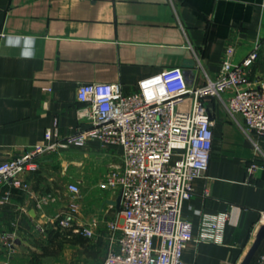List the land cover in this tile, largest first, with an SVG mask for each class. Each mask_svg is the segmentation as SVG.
Returning a JSON list of instances; mask_svg holds the SVG:
<instances>
[{"label": "crops", "instance_id": "0c3cea01", "mask_svg": "<svg viewBox=\"0 0 264 264\" xmlns=\"http://www.w3.org/2000/svg\"><path fill=\"white\" fill-rule=\"evenodd\" d=\"M228 45L236 64L259 46L249 77L264 85V0H0V164L43 144L56 121L61 136L88 127L79 114L80 84L118 83L132 92L144 78L181 68L189 85L200 86L218 75ZM207 107L215 120L212 156L183 206L194 234L184 260L241 264L264 224V137L257 151L241 115L220 98ZM40 164L26 176L27 191L13 190L4 204L8 187L0 192V264H22L6 236L18 245L53 229L68 211L70 184H86L77 226L96 221L90 240L109 248L120 194L102 183L122 164L121 148L90 141ZM215 222L219 232L204 226ZM263 250L264 241L257 255Z\"/></svg>", "mask_w": 264, "mask_h": 264}, {"label": "built area", "instance_id": "2783aa9c", "mask_svg": "<svg viewBox=\"0 0 264 264\" xmlns=\"http://www.w3.org/2000/svg\"><path fill=\"white\" fill-rule=\"evenodd\" d=\"M234 54L235 48L228 45L218 75L207 76L200 86L189 85L181 68L144 78L132 92L118 83L80 84L79 114L88 127L61 136L56 121L46 130L43 144L1 163L0 192L8 187L2 204L10 202L13 190L29 189L26 176L39 171L46 156L90 141L120 147L122 164L102 183L105 190L121 195L116 217L108 223L110 243L102 264H187L184 251L194 234L183 206L195 193V181L208 172L214 141L215 120L207 101L220 98L232 116L241 115L245 134L257 151L258 138L264 137V85L254 86L249 77L259 46L241 64L233 62ZM256 171V165L249 167L250 173ZM68 190V211L57 215L53 229L74 228L93 239L96 221L77 226L80 187L70 184ZM204 226L221 229L220 222ZM4 239L14 240V235ZM250 264H264V250Z\"/></svg>", "mask_w": 264, "mask_h": 264}, {"label": "rangeland", "instance_id": "374dc122", "mask_svg": "<svg viewBox=\"0 0 264 264\" xmlns=\"http://www.w3.org/2000/svg\"><path fill=\"white\" fill-rule=\"evenodd\" d=\"M85 185L81 186L82 194L86 190ZM84 201L88 203L86 197ZM66 229L60 230L62 237L53 243L50 241L52 237L50 232L54 229L51 231L48 229L46 234L41 232L37 236L23 239V243L18 245L14 243L15 239L10 240L17 249L19 262L22 264H101L103 262L108 248L99 250V246L90 239L85 244L77 243L76 235L78 234L73 231L68 236ZM59 246H61L60 250L58 249ZM45 248L50 249V251L58 250V253L55 256H47L45 255Z\"/></svg>", "mask_w": 264, "mask_h": 264}, {"label": "water", "instance_id": "95a60500", "mask_svg": "<svg viewBox=\"0 0 264 264\" xmlns=\"http://www.w3.org/2000/svg\"><path fill=\"white\" fill-rule=\"evenodd\" d=\"M116 207L119 209L121 205V195H119V198L116 202H114ZM264 241V224L260 227V229L257 232L256 238L252 244V247L250 248L248 254L244 258L241 264H250L254 257L257 255L261 245Z\"/></svg>", "mask_w": 264, "mask_h": 264}, {"label": "trees", "instance_id": "16d2710c", "mask_svg": "<svg viewBox=\"0 0 264 264\" xmlns=\"http://www.w3.org/2000/svg\"><path fill=\"white\" fill-rule=\"evenodd\" d=\"M55 230L56 229L53 230L54 232L53 231L50 232V234L52 235V237L50 239L51 243L55 242V240H57L58 238H61L62 237L61 234H60V230L61 229H57L56 230L57 232ZM66 230L68 232L67 235L69 236V234L71 235L73 233L74 228L66 229ZM76 239H77V243H80V244H85V242L88 241V239L84 238L83 236H81L79 234L76 235ZM76 239H75V241H76ZM58 249L60 250L61 249V246H59ZM44 250H45V255H47V256H55L58 253V250L57 251H50V249H48V248H45Z\"/></svg>", "mask_w": 264, "mask_h": 264}]
</instances>
